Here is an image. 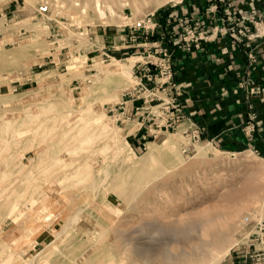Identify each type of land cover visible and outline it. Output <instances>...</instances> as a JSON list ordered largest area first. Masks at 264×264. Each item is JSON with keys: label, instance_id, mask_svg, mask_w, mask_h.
Listing matches in <instances>:
<instances>
[{"label": "rangeland", "instance_id": "obj_1", "mask_svg": "<svg viewBox=\"0 0 264 264\" xmlns=\"http://www.w3.org/2000/svg\"><path fill=\"white\" fill-rule=\"evenodd\" d=\"M13 1L20 19L7 21L5 27L0 20V32H14L0 40V263L108 264L112 255L115 264H226L231 252L254 243L251 234L264 216V158L250 149L229 151L201 137L192 139L184 117L174 130L159 132L134 150L110 111L133 78L111 69L128 59L143 61L142 51L115 56L101 50L109 55L106 58L84 50L97 29L133 24L182 0L158 8L154 0H100L99 13L95 0ZM43 4L49 5V21L36 16ZM79 115L88 117L89 127L78 123ZM98 121L106 132L95 137ZM15 128L26 132L19 138ZM42 152L45 163L38 165ZM250 186L257 190L253 195ZM228 193L236 196L225 200ZM31 198L36 205L30 208ZM14 204L17 210L11 213ZM230 212L234 220L228 218ZM176 230L183 234L177 237ZM184 239L208 242V260L163 263L158 254L145 262L132 252L138 246L152 253L165 249L175 256L188 248Z\"/></svg>", "mask_w": 264, "mask_h": 264}, {"label": "crops", "instance_id": "obj_2", "mask_svg": "<svg viewBox=\"0 0 264 264\" xmlns=\"http://www.w3.org/2000/svg\"><path fill=\"white\" fill-rule=\"evenodd\" d=\"M14 5L13 0L0 2L4 27L7 21L22 16ZM150 15L157 27L147 42H161L172 53L173 81L177 84L172 94L182 109L183 123L189 122L190 131L199 130L202 140L229 151L250 149L264 158V96H248L242 87L251 78L264 88V0H182ZM185 20L198 22L208 36L189 50L176 43ZM236 21L248 26L249 31L232 36L229 27ZM13 33L0 32V40L14 36ZM129 33L125 25L99 28L90 33L84 50L99 53L103 49L115 56L124 55L130 52L125 49ZM119 99L110 108L115 112V122L125 131L130 146L142 149L158 130L148 118L133 113V106L139 103L123 104L122 96ZM250 113L255 118L251 122L253 130L247 134L245 125ZM238 249L229 254L226 264L244 263L241 253L245 247Z\"/></svg>", "mask_w": 264, "mask_h": 264}, {"label": "built area", "instance_id": "obj_3", "mask_svg": "<svg viewBox=\"0 0 264 264\" xmlns=\"http://www.w3.org/2000/svg\"><path fill=\"white\" fill-rule=\"evenodd\" d=\"M60 7L56 5L57 10ZM48 13L49 5L43 4L37 8L36 16L49 21ZM251 13V19H254L255 12L252 11ZM58 14L57 12L56 15ZM184 22L185 25L182 28V32L178 34L176 43L182 48L189 50L191 45L198 46L199 42L205 40L208 36L205 30L200 29L198 22L187 20ZM125 26L130 31L127 37L128 44L125 49L129 50L131 54H133L135 49H141L142 53H140L141 56L139 57L143 61H136L131 66V77L134 83L123 90L121 94L124 99L123 104L139 103L133 106V113L150 120V123L158 130L151 134L155 138L159 132L174 130L183 119L182 109L172 94L177 88V84L173 81L172 53L161 42L148 45L147 41L155 34L157 27V24L150 19V16ZM229 30L232 36L233 33H238L240 36L247 33L249 27L241 21H236L233 26L229 27ZM99 52L100 57L109 58V55L104 51ZM242 87L245 88L248 96L260 94L264 96V88L257 86L251 78L243 82ZM254 118L253 113L248 115L245 125L247 134L253 130L251 122ZM188 135L194 140H199L201 133L196 129L190 131ZM247 221L248 219L245 218L244 222ZM251 236V241L254 243L247 245L245 250H243V264H264V216L260 217L255 224L254 232Z\"/></svg>", "mask_w": 264, "mask_h": 264}, {"label": "bare ground", "instance_id": "obj_4", "mask_svg": "<svg viewBox=\"0 0 264 264\" xmlns=\"http://www.w3.org/2000/svg\"><path fill=\"white\" fill-rule=\"evenodd\" d=\"M1 1H3V0H0V2ZM100 0H95L94 1V9H95V11L97 12V13H99V11L101 10V7H100V2H99ZM155 1V8H158V7H160V6H162L163 4H165V3H167V2H169V1H179V0H154ZM82 12H84V9H83V11ZM133 64V60L132 59H128L127 60V62L126 63H122V64H120L119 66V68H117V69H115V68H112L111 69V71H113V74H118V75H121V76H127L128 78H130V68H131V65ZM56 106V105H55ZM68 107H69V105H68ZM30 108V107H29ZM32 108V107H31ZM52 108V107H51ZM50 108V109H51ZM55 108V107H54ZM62 108V107H61ZM49 109V110H50ZM87 110V109H86ZM12 111V110H11ZM27 112V111H26ZM38 112V111H37ZM40 112V111H39ZM48 112V111H47ZM13 113V111L11 112V114ZM81 113V112H80ZM79 113V114H80ZM27 114V113H26ZM73 114H74V112H73ZM76 114H78V112L76 113ZM33 115V114H32ZM44 116V115H43ZM5 117V116H4ZM35 117H37V116H35ZM5 118H7V117H5ZM25 118V117H24ZM69 118V117H68ZM4 119V118H3ZM57 119V118H56ZM95 119V118H94ZM2 120V119H1ZM35 120V119H34ZM70 120V119H69ZM42 121V120H41ZM45 121V120H44ZM77 121H78V123L79 124H83L82 126H84V127H89V125L91 124V121L88 119V117L86 116V115H79L78 116V118H77ZM4 122L5 123H9L10 124V122L11 121H9V119H4ZM30 122V121H29ZM35 122H37V121H35ZM69 122V121H68ZM37 123H39V122H37ZM66 124V123H65ZM71 124V123H70ZM96 126H98L97 128H96V130H95V132H93V136H94V134H95V137H99V136H103V134H105V127L102 125V124H100V121H98V122H96V124H95ZM36 126V125H35ZM62 127V126H61ZM36 129H37V127H36ZM57 130V129H56ZM13 132L14 133H16V134H18L19 136L21 135L22 136V134L23 133H25L26 131L24 130V129H21V128H15V130H13ZM34 132V131H33ZM35 132H37L36 130H35ZM43 132V131H42ZM97 132V133H96ZM48 133V132H47ZM91 133V132H90ZM6 135H7V133H6ZM32 135V134H31ZM52 135V134H51ZM53 135H55L54 133H53ZM52 135V136H53ZM88 135H90V134H88ZM87 135V136H88ZM21 136L19 137V138H21ZM35 136H37V135H35ZM92 135H91V137H93ZM5 137V136H4ZM17 137V136H16ZM25 137V136H24ZM33 137V136H32ZM41 137H43L44 138V136H41ZM41 137H39V138H41ZM86 137V136H85ZM34 138H37V137H34ZM34 138H33V140H34ZM53 138V137H52ZM89 139H90V136L88 137ZM7 139V138H6ZM23 139V138H22ZM55 139V138H54ZM84 139V138H83ZM88 139V140H89ZM93 139H94V137H93ZM99 139V138H98ZM16 140V139H15ZM14 140V141H15ZM18 140H20V139H18ZM41 139H39V141H40ZM52 140V139H51ZM84 140H86L87 141V139L85 138ZM83 140V142L85 143L86 141H84ZM95 140V139H94ZM45 141V140H44ZM46 141H49V140H46ZM91 140H89V142H90ZM6 142V141H5ZM17 143H18V141H16ZM31 142V141H30ZM34 142H35V140H34ZM34 142H33V144H34ZM41 143V142H40ZM78 143V142H77ZM83 143V144H84ZM103 143V142H102ZM86 144V143H85ZM84 144V145H85ZM88 144V143H87ZM86 144V145H87ZM94 143L92 142V145H93ZM6 145V144H5ZM46 145V144H45ZM82 146V144L80 143L79 144V147L81 148V146ZM88 145H90V144H88ZM0 146H2V145H0ZM37 146V145H36ZM39 146H41V145H39ZM48 146V145H47ZM76 146V145H75ZM74 146V147H75ZM5 147V146H4ZM45 147V146H44ZM71 147V146H70ZM78 147V146H77ZM89 147H91V146H86V147H84V149L85 148H89ZM38 148V147H37ZM94 148V147H93ZM107 148V147H106ZM36 149V148H35ZM69 149V148H68ZM75 150H76V147L74 148ZM83 148H81V150H82ZM65 150V149H64ZM63 150V151H64ZM71 150V149H70ZM90 150V148L88 149V151ZM101 150V149H100ZM6 151L7 150H5V153H6ZM29 151V150H28ZM91 151V150H90ZM104 151V150H103ZM30 152V151H29ZM64 152H66V151H64ZM67 152H68V150H67ZM70 152V151H69ZM69 152H68V155H69ZM0 153H1V151H0ZM63 153V152H62ZM61 153V154H62ZM77 153H80L79 151L77 152ZM73 154V153H72ZM76 154V153H75ZM81 154V153H80ZM89 154V153H88ZM23 155V154H22ZM83 155H86V154H83ZM107 155V154H106ZM44 156H45V153H41L40 155L38 154V165H41V164H43V163H45V159H43L44 158ZM73 156V155H72ZM87 156H89V155H87ZM95 156V155H94ZM93 156V157H94ZM103 156V155H102ZM108 157V156H107ZM68 158V157H67ZM83 158V157H82ZM51 159V158H50ZM54 159V158H53ZM70 159H72V158H70ZM98 159V158H97ZM96 159V160H97ZM1 160V159H0ZM14 160H16V159H14ZM22 160V159H21ZM76 160V159H75ZM51 161V160H50ZM57 161V160H56ZM80 161H81V158H80ZM51 162H53V161H51ZM62 162V161H61ZM57 162H55L54 164L55 165H58V164H56ZM72 163V162H71ZM70 162H69V164H71ZM83 162H81V164H82ZM85 163H87V161L85 162ZM79 164V163H78ZM0 165H1V163H0ZM31 165V164H30ZM51 165V164H50ZM49 165V166H50ZM64 165V164H63ZM63 165H60V166H63ZM80 165V164H79ZM78 165V166H79ZM29 166V165H28ZM59 166V165H58ZM65 166V165H64ZM68 166V165H67ZM66 166V167H67ZM76 166V165H75ZM51 167H53L54 168V165L52 164L51 165ZM50 167V168H51ZM9 168V167H8ZM25 168V167H24ZM69 168V167H68ZM87 167H85V169H86ZM3 169V168H2ZM1 169V170H2ZM61 169V168H60ZM8 170V169H7ZM28 170V169H27ZM70 170V169H69ZM84 170V169H83ZM62 171H63V169H62ZM4 172H5V170H4ZM84 172V171H83ZM3 173V172H2ZM23 173H24V171H23ZM44 173H45V171H44ZM59 173V172H58ZM63 173V172H62ZM62 173H60V174H62ZM65 173H67V172H65ZM64 173V175H66ZM22 174V173H21ZM42 174H43V172H42ZM57 174V173H56ZM59 174V175H60ZM82 174V173H81ZM3 175V174H2ZM55 175V174H54ZM92 175V174H91ZM6 176V175H5ZM19 177L20 176H22V175H18ZM17 176V177H18ZM30 176H31V174H30ZM0 177H1V175H0ZM32 177V176H31ZM54 177V176H53ZM70 177V176H69ZM91 177V176H90ZM23 178V177H22ZM68 178V177H67ZM2 179V178H1ZM0 179V180H1ZM13 180V179H12ZM27 180V179H26ZM47 180V179H46ZM67 180V179H66ZM65 180V181H66ZM7 182H8V180H6ZM6 181H5V184H6ZM14 181V180H13ZM12 181V182H13ZM19 181V180H18ZM21 181V180H20ZM41 181H43V180H41ZM47 181H49V180H47ZM51 181H52V179H51ZM53 181H55V180H53ZM64 181V180H63ZM63 181H62V183H63ZM71 181V180H70ZM15 182V181H14ZM36 181L34 180V183H35ZM61 182V181H60ZM59 182V184H61ZM8 184V183H7ZM12 184V183H11ZM17 184V183H16ZM22 184V183H21ZM56 184V183H55ZM70 184V183H69ZM13 185V184H12ZM24 185V184H23ZM22 185V186H23ZM45 185V184H44ZM58 185V184H57ZM68 185V184H67ZM3 186H5V185H3ZM25 186V185H24ZM59 186V185H58ZM57 186V187H58ZM60 186H62V184L60 185ZM71 186V185H70ZM75 186V185H74ZM7 187H9V186H7ZM6 187V188H7ZM65 187V186H64ZM68 187V186H67ZM66 187V188H67ZM81 187V186H80ZM6 188H5V190H6ZM13 188H15V186L13 185ZM12 188V190H11V192L14 190ZM23 188V187H22ZM28 188V187H27ZM36 188V187H35ZM69 188V187H68ZM4 189V188H3ZM8 189V188H7ZM42 190V189H41ZM40 190V191H41ZM61 190V189H60ZM62 190H64V189H62ZM61 190V191H62ZM2 191H4V190H2ZM25 191H26V189H25ZM37 191V190H36ZM248 191L250 192V194H255L256 192H257V190H256V188L254 187V186H250L249 188H248ZM6 192H7V190H6ZM14 192V191H13ZM60 192V191H59ZM66 192V191H65ZM3 193V192H2ZM35 193L36 192H34V195H35ZM42 193V192H41ZM63 193H64V191H63ZM67 193V192H66ZM8 195L7 196H9V193H7ZM12 194V193H11ZM10 194V195H11ZM26 194V193H25ZM103 194V193H102ZM5 195L6 194H4V196L3 197H5ZM37 195H39V194H37ZM62 195V194H61ZM6 196V197H7ZM13 196V195H12ZM30 196V195H29ZM32 196H33V194H32ZM73 196V195H72ZM71 196V197H72ZM107 196V195H106ZM234 196H236V193H228L226 196H225V200H228V199H232V198H234ZM2 197V196H1ZM5 197V198H6ZM24 197H25V195H24ZM19 198V197H18ZM37 199L39 198V197H36ZM59 198V197H58ZM82 198H83V196H82ZM42 199V198H41ZM50 199H52V198H50ZM3 200V199H2ZM65 200H68V199H65ZM74 200V199H73ZM5 201V200H4ZM9 201V200H8ZM18 201V200H17ZM55 201V200H54ZM78 201V200H77ZM86 201V200H85ZM19 202V201H18ZM21 202V201H20ZM49 202V201H48ZM89 202V201H88ZM93 202V201H92ZM103 202V201H102ZM235 202V201H234ZM9 203V202H8ZM33 203H35L34 202V200L31 198V200H30V205H28L30 208L31 207H33ZM51 203V202H50ZM1 204V203H0ZM16 204V203H15ZM15 204H14V207L12 208V212L11 213H14L13 212V210H17L16 209V207H15ZM35 205H36V203H35ZM46 205V204H45ZM77 205H78V203H77ZM90 205V204H89ZM100 205V204H99ZM17 206H18V204H17ZM25 206V205H24ZM52 206V205H51ZM59 206V205H58ZM79 206V205H78ZM88 206V205H87ZM101 206V205H100ZM107 206V205H106ZM77 207V206H76ZM61 208V207H60ZM78 208V207H77ZM90 208V207H89ZM29 209V208H28ZM106 209V208H105ZM29 210H31V209H29ZM54 210V209H53ZM87 210V209H86ZM69 211V210H68ZM75 211V210H74ZM88 211V210H87ZM110 211V210H109ZM9 212V213H10ZM33 212V211H32ZM37 212V211H36ZM52 212V211H51ZM58 212V211H57ZM53 213V212H52ZM233 213V212H232ZM231 212H230V214L228 215V218L230 219V220H234V214H232ZM19 214V213H18ZM22 214V213H21ZM90 214V213H89ZM39 215V214H38ZM91 215V214H90ZM11 216V215H10ZM23 217H24V214L22 215ZM25 216H26V214H25ZM71 216V215H70ZM73 216H74V214H73ZM8 217H9V214H8ZM23 217H22V219H23ZM39 217H40V215H39ZM39 217H36V218H39ZM68 217V216H67ZM1 218V217H0ZM18 218H19V215H18ZM18 218H16V219H18ZM29 218V217H28ZM43 218H44V216H43ZM91 218V217H90ZM116 218V217H115ZM20 219V218H19ZM25 219H23V221H24ZM29 220V219H28ZM28 220H27V222H28ZM39 220V219H38ZM41 220H42V217H41ZM40 220V221H41ZM26 221V220H25ZM37 221V220H36ZM43 221V220H42ZM84 221V220H83ZM19 222V221H18ZM21 222V221H20ZM38 222V221H37ZM51 222H53V219H52V221ZM50 222V223H51ZM101 222V221H100ZM11 223V222H10ZM22 223V222H21ZM41 223V222H40ZM48 223V222H47ZM18 224V223H17ZM17 224H15V225H17ZM101 225V224H100ZM44 226V225H43ZM51 226V225H50ZM68 226V225H67ZM76 226V225H75ZM20 227V226H19ZM48 227V226H47ZM227 227H229V225H227ZM66 228V226H64V228L61 230V231H63L64 229ZM68 228V227H67ZM73 228V227H72ZM102 228V227H101ZM109 228V227H108ZM115 229V228H114ZM118 229V228H117ZM69 230V229H68ZM110 230V229H109ZM119 230V229H118ZM25 231V230H24ZM107 231V230H106ZM177 231V230H176ZM175 231V232H176ZM20 232H21V230H20ZM59 232V231H58ZM58 232H57V234H58ZM93 232V231H92ZM112 232H114V231H112ZM186 232V231H185ZM188 232V231H187ZM176 233H178V236L177 237H179L180 235H182L183 233H182V231H177ZM190 232H188L187 234H189ZM17 234V233H16ZM21 234H23V233H21ZM73 233H71L70 235H72ZM105 234V233H104ZM124 234V233H123ZM180 234V235H179ZM186 234V235H187ZM175 235V234H174ZM191 234H189V236H190ZM18 236V235H17ZM21 236V235H20ZM75 236V235H74ZM105 237H106V235H105ZM123 237V236H122ZM125 237V236H124ZM182 237V236H181ZM185 238H188V237H186V236H184ZM60 238V237H59ZM69 238V237H68ZM97 238H99V237H97ZM117 238V237H116ZM7 239V238H6ZM12 239V238H11ZM61 239V238H60ZM63 239V238H62ZM74 239V238H73ZM119 239V238H118ZM98 240V239H97ZM115 240V239H114ZM178 240V239H177ZM67 241V240H66ZM73 241V240H72ZM116 241V240H115ZM129 241V240H128ZM0 242H1V240H0ZM8 242V241H7ZM13 242V241H12ZM43 242V241H42ZM174 242V241H173ZM70 243H72V242H70ZM83 244H84V241L82 242ZM176 243V242H175ZM10 244V243H9ZM32 244V243H31ZM31 244L30 245H28V247L29 246H31ZM54 244V243H53ZM92 244H93V242H92ZM95 244V243H94ZM105 244V243H104ZM128 244V243H127ZM126 244V245H127ZM170 245H171V243H169ZM174 244V243H173ZM182 244H184V245H186L188 248L185 250H182V251H180L178 254H176L175 256H171L170 254H168L167 253V250H165V249H163V251L161 250V251H158V252H156V253H152V252H150L149 250H146V249H143V248H141V247H138V246H135L134 247V249L132 250V252H133V254L139 259V260H141V261H145V262H147V261H151L155 256H157L158 254H160V259H161V261L163 262V263H166V262H170V261H177L178 259H183V258H192V259H196V260H198V261H202V260H208V257H209V254H208V249H210V244L208 243V242H196V241H191L190 239H184L183 241H182ZM2 245V244H1ZM5 245V244H4ZM46 245V244H45ZM69 245V244H68ZM80 245V244H79ZM85 245H86V243H85ZM130 245V244H129ZM3 246V245H2ZM6 246H7V244H6ZM91 246V245H90ZM174 246H179V245H175L174 244ZM65 247V246H64ZM87 247H88V245H87ZM118 244H112V249L114 250V251H117L118 250ZM123 247V246H122ZM170 247V246H169ZM4 248V247H3ZM33 248V247H32ZM47 248H49V247H47ZM66 248H67V246H66ZM121 248V247H120ZM0 249H1V247H0ZM10 249V248H9ZM23 249V248H22ZM21 249V250H22ZM75 249V248H74ZM127 249V248H126ZM125 249V250H126ZM66 250V249H65ZM174 250V249H173ZM178 250V249H177ZM63 251V250H62ZM71 251V250H70ZM124 251V250H123ZM0 252H3V251H1L0 250ZM78 252V251H77ZM85 252V251H84ZM109 252H110V250H109ZM112 252V251H111ZM126 252V251H125ZM175 252V251H174ZM4 253V252H3ZM2 253V254H3ZM16 253V252H15ZM69 253V252H68ZM71 253V252H70ZM219 253V252H218ZM218 253L216 254V256L218 255ZM1 254V253H0ZM14 254V253H13ZM123 254H125V253H123ZM123 254H122V257H123ZM11 255V254H10ZM65 255V254H64ZM121 255V254H120ZM5 256V255H4ZM68 256V255H67ZM72 256V255H71ZM215 256V257H216ZM18 257V256H17ZM104 257V256H103ZM111 257H112V255L109 257L110 258V260H109V258H108V260H109V263L108 264H115V260L114 259H111ZM114 257V256H113ZM112 257V258H113ZM116 257V256H115ZM214 257V258H215ZM13 258V257H12ZM11 258V260H13ZM19 258V257H18ZM35 258V257H34ZM34 258H33V260H34ZM80 258V257H79ZM105 258H107V255H105ZM213 258V259H214ZM6 259V258H5ZM103 259V258H102ZM8 260H10V256H8ZM37 260H39V259H37ZM108 260H106V261H108ZM118 260V259H117ZM5 260H3L2 262H4ZM74 261H75V259H74ZM89 261V260H88ZM91 261V260H90ZM211 261V260H210ZM1 262V263H2ZM14 262H15V260H14ZM46 262H47V260H46ZM0 263V264H1ZM15 263H17L18 264V262L16 261ZM14 263V264H15ZM41 263V262H40ZM70 263V262H69ZM5 264V263H4ZM42 264V263H41ZM106 264V263H105ZM120 264H122L121 263V261H120ZM132 264V263H131Z\"/></svg>", "mask_w": 264, "mask_h": 264}]
</instances>
